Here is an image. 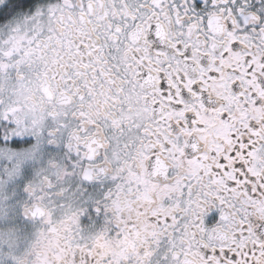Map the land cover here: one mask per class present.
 <instances>
[{"label": "snow or ice", "instance_id": "snow-or-ice-1", "mask_svg": "<svg viewBox=\"0 0 264 264\" xmlns=\"http://www.w3.org/2000/svg\"><path fill=\"white\" fill-rule=\"evenodd\" d=\"M0 264H264V0H0Z\"/></svg>", "mask_w": 264, "mask_h": 264}]
</instances>
